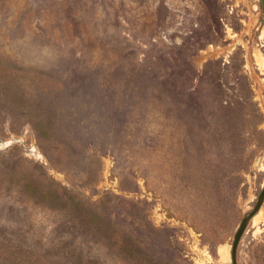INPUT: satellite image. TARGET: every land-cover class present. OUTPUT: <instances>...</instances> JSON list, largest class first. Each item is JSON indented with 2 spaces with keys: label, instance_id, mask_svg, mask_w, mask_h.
<instances>
[{
  "label": "rangeland",
  "instance_id": "obj_1",
  "mask_svg": "<svg viewBox=\"0 0 264 264\" xmlns=\"http://www.w3.org/2000/svg\"><path fill=\"white\" fill-rule=\"evenodd\" d=\"M263 185L260 0H0V264H231Z\"/></svg>",
  "mask_w": 264,
  "mask_h": 264
},
{
  "label": "water",
  "instance_id": "obj_2",
  "mask_svg": "<svg viewBox=\"0 0 264 264\" xmlns=\"http://www.w3.org/2000/svg\"><path fill=\"white\" fill-rule=\"evenodd\" d=\"M260 3H261V16H262V19L264 21V0H260ZM264 203V185L259 193V195L257 196L256 198V201L251 209V211H249L248 213H246L234 235H233V238H232V243H231V249H230V262L231 264H237V258H236V252H237V246H238V243L240 241V238L242 236V234L244 233L249 221L260 211L262 205Z\"/></svg>",
  "mask_w": 264,
  "mask_h": 264
}]
</instances>
